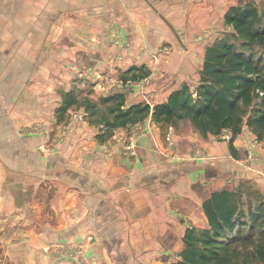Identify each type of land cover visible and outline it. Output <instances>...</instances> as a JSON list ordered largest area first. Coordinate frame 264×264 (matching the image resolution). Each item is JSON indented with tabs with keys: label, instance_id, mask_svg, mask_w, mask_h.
<instances>
[{
	"label": "crops",
	"instance_id": "1",
	"mask_svg": "<svg viewBox=\"0 0 264 264\" xmlns=\"http://www.w3.org/2000/svg\"><path fill=\"white\" fill-rule=\"evenodd\" d=\"M248 1L0 0V264H176L218 189L201 181L200 195L197 177L216 170L222 188L241 173L264 190V140L245 123L232 145L173 133L168 148L149 113L133 154L112 140L121 126L94 134L98 98L109 110L118 92L125 106L147 99L134 78L155 77L150 106L195 87L225 12Z\"/></svg>",
	"mask_w": 264,
	"mask_h": 264
},
{
	"label": "trees",
	"instance_id": "2",
	"mask_svg": "<svg viewBox=\"0 0 264 264\" xmlns=\"http://www.w3.org/2000/svg\"><path fill=\"white\" fill-rule=\"evenodd\" d=\"M224 19L231 30L206 47L195 96L183 83L163 102L137 103L122 110L118 92L111 108L115 120L108 125L123 126L138 120L140 113H150L153 120L165 123L188 118L201 135L229 129L231 145L243 123L264 140V8L250 1L233 5ZM202 210L209 228L185 230L179 264H233L230 256L216 249L251 240L258 223L264 222V199L239 202L236 192L227 188L213 190L202 201ZM259 231L264 232V226ZM254 253L264 259V244L255 246Z\"/></svg>",
	"mask_w": 264,
	"mask_h": 264
},
{
	"label": "rangeland",
	"instance_id": "3",
	"mask_svg": "<svg viewBox=\"0 0 264 264\" xmlns=\"http://www.w3.org/2000/svg\"><path fill=\"white\" fill-rule=\"evenodd\" d=\"M252 2V4H255L260 10L264 8V0H250ZM231 28H227L226 26L224 27L223 30L218 31L217 34L215 35V39L219 36H221L223 34L224 31H230ZM113 31L115 33V31L117 32L116 29H113L111 32V39L114 45L116 46H125L126 42L123 39V37L121 35H119L120 37V44H116L113 40ZM138 75V74H137ZM155 77H148L143 79L142 76H140L139 78H134V80L131 82L132 84H134V88H137L139 91L141 90H145V88L142 87H147L148 91L150 93L146 95L147 96V100L149 103L152 104L153 101H155L156 99H160L161 98V88H158V86H156L157 82H153L152 80ZM151 80V81H150ZM199 80V79H198ZM130 83V84H131ZM198 83V81H197ZM196 83V85H197ZM195 85V86H196ZM89 86V85H88ZM136 90V91H138ZM188 91L192 94V96H195V87L193 86H189L188 85ZM122 96V92L120 93ZM158 97H155V96ZM73 96V95H71ZM160 96V97H159ZM70 98V95H64L63 99H67ZM119 99V98H117ZM116 99V101H117ZM100 100V101H99ZM145 101H141L139 103H146ZM148 103V104H149ZM95 105L98 106V109H96V112L93 113L94 118H93V122L94 125L96 127L95 129V136L100 138L99 136H101V138L105 135L106 130L112 129L113 127H116L115 125H108L107 122H113L115 120V111H111L108 108V105H104L101 101V99L98 98V100L95 102ZM94 105V106H95ZM150 105V104H149ZM90 106V104H89ZM89 106H87V108H89ZM92 106V105H91ZM128 106H125V103H123L121 109H126ZM95 111V109H94ZM73 115L75 117H77L79 119L85 117L84 112H75L73 113ZM139 115V119L134 121V122H129L128 124L119 127L118 129H115L113 133H116V138H113V142H120L123 141V143L119 144L120 146V151H122L123 153L126 154H133L135 152V148L137 146V137H141L143 135V133H145L146 131V127H148V123L144 122V118H146L143 113L138 114ZM144 116V117H143ZM144 119V120H143ZM152 120V119H151ZM100 121V122H99ZM162 126L164 129H161V134L165 135L164 136V142L166 143V146L168 148H170L172 146L173 139H172V135L173 133L179 135V136H197V137H207L209 135H212L213 137H226L227 139H229L231 137V131L229 129H223L218 135L215 134H207V135H201L199 134L198 130L195 128V126L193 125V123L188 119V118H183L180 120H173L170 123H162ZM109 128V129H108ZM249 130L253 133L256 134L257 133L250 127H248ZM166 130V131H165ZM27 133H36V134H42L43 130L41 129V126H39L38 124H34L32 126H30L29 128H27ZM115 135V134H114ZM113 135V137H114ZM161 135V136H162ZM262 135H264V130L262 132ZM131 137H133L134 141H137L135 143L134 148H133V152L129 153L127 152L126 146L128 144V142H130ZM163 137V136H162ZM103 139V138H102ZM111 140V141H112ZM110 141V140H109ZM109 141L106 142V147H108L109 145ZM45 140L42 144H40L39 149H43V150H47V149H53L52 147H47V145L45 144ZM108 144V145H107ZM126 150V151H125ZM212 161V160H211ZM205 172V171H204ZM202 173V172H201ZM218 172L216 170L214 171H210L208 173H203L204 176H202L201 178L197 177V185H198V189H199V193L201 195V193L203 194V191L205 189V187H203V184L201 183V181L206 182L209 181L212 184L213 188L218 187V189H222V188H227L230 190H233L236 192V201L242 202V201H246V200H252V202L254 201H259L264 199V190L260 187L257 186L256 184H254L253 181L244 178L243 176H241L242 174L239 173L238 176L239 178L236 180H231L230 183H228L227 185H224V187L220 188V182H216L218 181V179L220 178V176H218L215 179V176ZM207 174V175H206ZM237 173L235 172V175ZM213 175V176H212ZM230 174H227V177ZM207 176V177H206ZM225 177V175H223ZM236 177V176H234ZM226 178V177H225ZM208 179V180H207ZM232 179V178H231ZM209 183H206V185ZM204 188V189H203ZM217 189V188H216ZM214 189V190H216ZM245 207V206H244ZM260 226H264V222H260L258 223V227L260 228ZM257 227V229L254 232V235L252 237L251 240H247V241H238V242H234L231 244H225V245H220L216 250L219 254H224L226 253L227 256H230L232 259V263L233 264H264V259L263 258H259L255 253V246L257 247L259 244H264V232L259 231V228ZM188 228H192L193 230H200L203 228H209L208 222L207 225L202 226V227H196V226H188L186 229ZM185 229V230H186ZM185 232V231H184ZM184 232H183V236H184ZM199 233V231L197 232ZM183 236H182V249L184 248L185 244H184V240H183ZM199 244V243H198ZM181 251L179 253H176V255L173 257L174 260L176 261V264H179L182 260L181 257ZM168 258V256H167Z\"/></svg>",
	"mask_w": 264,
	"mask_h": 264
},
{
	"label": "built area",
	"instance_id": "4",
	"mask_svg": "<svg viewBox=\"0 0 264 264\" xmlns=\"http://www.w3.org/2000/svg\"><path fill=\"white\" fill-rule=\"evenodd\" d=\"M119 33L118 32H116L115 31V33H114V31H113V40H114V42L116 43V44H120L121 42H120V34L118 35ZM134 138L133 137H131V139H130V142H128V144H127V146H126V149H127V152H129V153H131V152H133V148H134V146L133 145H135V143H136V141H134L133 140ZM126 151V150H125Z\"/></svg>",
	"mask_w": 264,
	"mask_h": 264
}]
</instances>
